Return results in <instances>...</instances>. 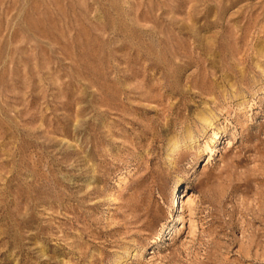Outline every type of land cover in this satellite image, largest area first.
<instances>
[{
	"label": "rangeland",
	"instance_id": "1",
	"mask_svg": "<svg viewBox=\"0 0 264 264\" xmlns=\"http://www.w3.org/2000/svg\"><path fill=\"white\" fill-rule=\"evenodd\" d=\"M0 264H264V0H0Z\"/></svg>",
	"mask_w": 264,
	"mask_h": 264
},
{
	"label": "bare ground",
	"instance_id": "2",
	"mask_svg": "<svg viewBox=\"0 0 264 264\" xmlns=\"http://www.w3.org/2000/svg\"><path fill=\"white\" fill-rule=\"evenodd\" d=\"M204 120V119H203ZM204 125L208 128H211L212 126V123H210L207 119L204 120ZM219 139V136L217 134L214 135V140L212 141L211 145L208 146V149L210 151H213L212 153H214V151L216 150V145H214V143ZM188 196V199L186 200L188 203L191 202V201H196L195 197H193L191 194H187ZM180 198L181 197H176L174 199V203H173V206L172 208H175V209H179V203H180ZM180 217V212L178 211L176 216L173 218V220H178V218ZM173 227V226H172ZM171 227V229H172ZM167 228V227H166ZM165 228V229H166Z\"/></svg>",
	"mask_w": 264,
	"mask_h": 264
}]
</instances>
